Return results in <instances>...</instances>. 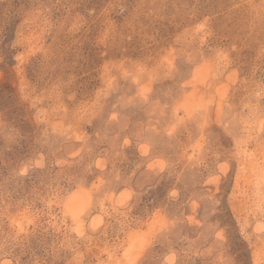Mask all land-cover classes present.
Wrapping results in <instances>:
<instances>
[{"label":"rangeland","instance_id":"obj_1","mask_svg":"<svg viewBox=\"0 0 264 264\" xmlns=\"http://www.w3.org/2000/svg\"><path fill=\"white\" fill-rule=\"evenodd\" d=\"M0 264H264V0H0Z\"/></svg>","mask_w":264,"mask_h":264}]
</instances>
